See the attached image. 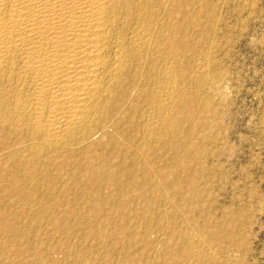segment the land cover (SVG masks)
I'll return each instance as SVG.
<instances>
[{
	"label": "bare ground",
	"instance_id": "bare-ground-1",
	"mask_svg": "<svg viewBox=\"0 0 264 264\" xmlns=\"http://www.w3.org/2000/svg\"><path fill=\"white\" fill-rule=\"evenodd\" d=\"M213 1L215 0H0V191L3 192L0 201L2 204H6L8 200L23 198L24 193L21 189L25 190L26 186L21 188L22 185H30L34 188L42 185L49 193H53L51 190L59 187H61L60 190L66 191L70 188L80 189L76 192L79 191V195L85 196L83 199H86L85 204L88 202L92 215L86 216L82 210L77 211L71 207L66 212L63 211L65 208L62 209V213L64 218L73 216L78 223L77 226L81 228L89 227L94 221L93 218L100 214L102 206L112 203L115 205V201L130 202L132 213L135 212L134 217L141 218L147 226L154 218L152 202L156 200L164 203L163 207L155 206L156 209L159 208V216L164 217L163 222L168 213L182 215L183 211L173 204L170 193L181 197V201L182 196L185 197L189 201L188 204L198 193L197 188L194 187L193 171L190 170L191 175L188 174L192 177L185 175V179L182 178L181 173H187L186 170L193 161L200 160L199 153L198 159L192 156L197 154L195 153L197 149H201V145L196 148L188 139L190 144L184 141L185 132L190 133L193 129L205 127L207 116L202 119L201 114L210 108V97L214 98L215 95L219 99L223 97L221 83L219 84L221 81H218L220 73L219 71H217L219 74L216 73L219 68L214 67L218 62L216 63L215 60L214 63V60L209 58L213 62L212 65L206 61L215 46H210L211 42L213 44V41L209 40L210 33L215 35L220 26V19L213 12ZM216 1L221 5V3L227 4L228 0ZM235 13L239 14V10ZM227 30L230 31V29ZM202 43L205 47L198 48ZM218 47L220 46L217 45L216 48ZM212 55L214 58V54ZM191 57H194V60L191 59L192 62H189L188 58ZM203 93L206 94V98ZM209 99L210 102H208ZM200 152L202 154V151ZM195 167L196 164L193 169ZM197 169H199L198 166ZM195 174L201 175V172ZM251 176L245 175L248 181L252 180ZM56 183L59 184L58 187H55ZM262 184H264L263 177L259 178V187ZM183 186L189 188H186L188 193L181 192ZM124 188H127V192ZM18 189L21 193H18ZM60 190L56 192L59 193ZM105 190L110 191L106 193ZM247 190H249L248 187ZM166 191L170 193L166 194ZM25 192V195L29 194ZM249 192H253L251 188ZM48 196L50 197L51 194ZM74 196H76L75 193ZM248 196L252 199L254 194L251 193ZM82 197L80 196L81 200ZM24 199L26 200L27 196ZM84 200H82L83 203ZM14 201L16 204L17 200ZM252 203L253 201L250 200L247 204V209L251 213L254 209ZM15 204L10 205L14 207ZM44 204V213H51V210L48 211L46 207L47 203L44 202ZM8 205L6 208L9 207ZM34 206L31 207L34 208ZM10 207L6 209L7 212L11 210ZM180 207L183 208V205ZM14 209L19 212V209ZM126 212L122 213L126 215L131 213V210ZM147 214L152 217H148ZM206 215L203 216L202 225H200L202 233L199 231L200 233L196 232V235L193 230L195 235L192 234L196 238L190 235V230L187 231L189 233L182 232V235L178 232L179 236L172 233L177 237L175 240L170 239L171 234L166 235L169 241L166 240L167 243L165 242V247L163 246L164 254H162L163 256L169 254V258L163 260V257L162 260L160 259L163 262L160 261L158 264H262L264 262V242L263 248L258 250L259 239L264 229L258 228L255 231L257 220L264 219V207H261L256 217L252 215L245 219L250 215L248 213L245 218L243 217L244 222L240 218L242 214L240 217L235 215L234 220L237 221V217L240 218L237 224L242 219L240 227L238 225L239 228H236V225H232L233 229L228 228L232 230L231 233H215L214 240L211 241L209 238L212 234L206 233L208 229L206 220L209 221L205 218ZM14 217L20 216L14 215ZM99 218V231L108 233L109 219L104 213L103 216L100 214ZM131 218L129 217L130 221ZM176 219H179L178 216ZM232 219L229 223L233 222ZM5 220L4 213L0 209V236L6 235L8 241H11L9 237H13H11L12 244L8 243L10 247L5 243L3 251L0 252V260L8 258L10 259L8 264H21L19 252L25 247L20 248L21 245H19L16 228L18 224L14 225L17 220L15 218L13 225ZM155 220L154 223H156ZM138 222L140 221L137 220L133 228L136 225L138 227ZM159 223L160 221L156 223L159 230H169L166 223ZM174 223L176 224L175 221ZM175 224L174 226L177 227ZM187 226L188 224L186 228ZM241 226L245 230H242ZM57 227L53 228L56 230ZM125 227L128 226L124 225ZM62 228L64 232H67L68 227ZM137 229H132V234ZM127 231L131 232L129 229ZM21 232L20 240L22 241L24 237L21 239ZM142 234L144 236L146 233ZM8 235L10 236L7 237ZM135 235L130 236L137 239ZM125 236L128 238L127 235ZM4 237L1 238V245H3ZM162 237H157L158 241L161 242ZM163 239L164 243L165 239ZM107 240L110 242L112 239ZM120 243L127 245L126 240ZM21 244L24 242L22 241ZM180 244L184 245V248L179 246ZM118 246L120 247L121 244ZM114 248L112 250L115 251ZM125 249L128 250V247ZM122 250L124 249L121 248L120 251ZM107 253L109 259L111 252L107 251ZM23 254H26V250ZM119 255L117 256L119 259L124 257ZM44 256L45 258L42 256V259L45 260L46 255ZM62 257L66 260L63 255ZM34 259L38 260L36 257ZM34 259L32 258V261ZM102 261L101 264L105 262V260ZM152 261L150 263H153ZM2 262L4 264V261ZM54 262L53 264L57 262V259ZM32 263L25 261L22 264Z\"/></svg>",
	"mask_w": 264,
	"mask_h": 264
},
{
	"label": "rangeland",
	"instance_id": "rangeland-1",
	"mask_svg": "<svg viewBox=\"0 0 264 264\" xmlns=\"http://www.w3.org/2000/svg\"><path fill=\"white\" fill-rule=\"evenodd\" d=\"M215 3H217V4H215ZM226 3L227 4L221 3V5H220V2H217L216 0L213 1V12L216 15H218L217 17L220 19V23H219L220 26L218 29L219 31L217 30L218 32H215V35L217 37L214 34L212 35L210 33L211 36H209V38H210L209 40L213 41V44L211 42L210 46H212V47L214 45L215 46L213 47V50H212L213 52H211L209 57L206 59L208 64L212 63V65H213V62L215 63V60H216V63L218 62L216 65H214V67L219 68V70L218 69L216 70V73H217V71H219V73H220V74L217 73L220 75V78L218 81H221V82H219V84L221 83V90L223 92L224 98L222 97L221 99H219L216 97V95L213 96L214 98H212V96H211L210 97L211 104H209L210 108L205 110L204 112H202L203 115L201 114V116L203 117L202 119L206 118V116H207L208 119L207 118L205 119V121H207V125L205 127H199L197 129H193V131L190 132L191 134L189 132H185V139L186 140L184 139V141L187 144L188 143L190 144V142H191V144H193V146H196V148L199 147L198 145H201L200 146L201 149H199V150L202 151V154L198 149H197V152H195V153H197L196 155H194V151H193L194 156H192V157L193 158L197 157V159H198V155L200 154V160L199 159L197 160L198 163L196 161H193V163L191 164L192 166L190 165L189 169L186 170L187 173L182 172L181 176H182V178L185 179L186 178L185 175L186 176L188 174L191 175V171H193L192 175L194 177V187H195V189L197 188L196 190H198V193L196 191L197 194L194 196V198L192 200H190V204H188L189 201L186 200L185 197L182 196V201H181L180 200L181 197L179 198L178 196L171 194L169 192L170 190L165 192L166 194H168V192L170 193L173 204L177 205L180 208V210L183 211V214L180 215L182 217H180L179 215H174V214L170 215L171 213H168L165 216V219L163 222L164 217L162 216L163 218H161L159 216L158 209L160 208V206L163 207L164 203L162 201L156 200L155 202L154 201L152 202V205H153L152 206V210H153L152 214L154 215V218H152L153 220L150 222V225L147 226L141 218L134 217L135 212L132 213L133 209H132L130 202L123 201L122 203H120L119 201H115V202L113 201L114 203H116L115 205H112L113 204L112 203V204H110L111 206L110 205L102 206L100 214L103 216V213H104V215H106V218L109 219V229H108V233H101L99 231V224H100L99 219L101 220V218H99L100 214L97 215L96 218H93L94 221L89 227H83L82 226V228L77 226L78 223H76L77 221H75L73 216H69L68 218H64V216H63L64 214L62 212L63 211L66 212L70 207L75 208L77 211L82 210L84 215H86V216L92 215L88 202H87V204H85L86 199L85 200L83 199L85 196L82 197V195H79L80 189L70 188L66 191L63 189L60 190L61 187H59V188H55V189L51 190V191H53V193H51V192L49 193L48 190H45L44 186H42V185H40L41 188L39 187V185L35 186V188H34V186L30 187V185L29 186L22 185L21 188H23V186H26L25 190H24V188L21 189V190H23L22 192L24 193L23 198L8 200V202L6 204L5 203L2 204V202L0 201V207H2V208L4 207L3 209L2 208H0V209L4 213V216L6 218L5 221L8 224L13 225V223L15 222V218H16L17 221L14 223V225L17 226V224H18V226L16 227L17 231L18 232L23 231V232H21V235H22L21 239H22V237H24L22 240L24 242V244H21L22 241L20 240V232L19 233L17 232V236L19 237L18 241H20L19 245H21V246L23 245L22 247L20 246V248L25 247V248H23V251L19 252V258L21 259L22 263H25V261H26L27 263L35 262L37 264H47L49 261L50 264H53V262L54 261L56 262V259H57V262L56 263L54 262L55 264H59V263L62 264L61 262H65L66 260H67L65 262L66 264H89L91 262L93 263V260H94L93 264H101L102 260L103 261L105 260V262L102 261L103 262L102 264H116V263L117 264H123L124 262H125L124 264H130V263L135 264L136 262H137L136 264H158V262L160 263V261L163 259V257H164L163 260H168V258H169V256H168L169 254H166L165 255L166 257L163 256L165 244L167 243V241H169V237H167V236L169 234H171L170 239L175 240L177 238L176 235H178V232L180 235H182V232L183 233H189L187 231L190 230L191 236L193 235L192 233H194V232L195 233L196 232L202 233V231L200 230V227H201L200 225H202V218L206 214L207 215L205 216V218L209 219V221L206 220V222H207L206 228H208V229L210 228L209 230L206 229V233L209 234V232H210V234L213 235L212 236L209 234L210 235V238H209L210 241L214 240L213 238H214L215 233H225V234L231 233L230 231H232V230H230V229L232 227H234L232 225H236L235 227L239 228L240 225L242 224V219L244 222L245 219H247L248 217H250L252 215L255 217L257 216L256 214H258L261 207H264V195H263L264 194V184H262V186L259 187V178H261V177L264 178V119L262 120V116L264 117V0H235L234 2H233V0L232 1L228 0ZM235 8L237 9V11L239 10V14L235 13V12H237V11H235L236 10ZM220 10H222V11L219 12ZM220 13H221V15H219ZM237 15H238V17H237ZM239 15H240V17H239ZM223 20H225L226 22ZM221 24H222V26H221ZM227 29H230V31L232 30V32L228 31ZM219 34H220V36H219ZM215 38H217V39H215ZM214 39H215V41L217 40L219 42L218 43H217V41L215 42ZM209 40H208V42L210 43ZM203 45L204 44L202 43L201 47H198V48L202 49ZM205 45H206V43H205ZM207 45H209V44H207ZM217 45L220 46L218 48H221V49L216 48ZM215 50H217L216 54H215ZM212 54H214V58H213ZM209 58H211V60L212 61L214 60V61L212 62ZM188 59L187 60L189 62H192V60H194V57H191ZM198 59H199V57H198ZM220 70H222V71H220ZM206 90L209 91V89H206ZM203 92H205V90ZM205 95L206 94L203 93L204 97H205ZM210 99L208 102H210ZM222 100H223V102H222ZM213 102H215V103H213ZM217 104L219 107L217 106ZM261 120L263 121V124L261 123ZM206 134H207V137H206ZM186 135L188 138L186 137ZM204 138H205V140H204ZM195 164H196V167L194 168L195 169L194 170L193 166ZM197 166L199 167V169H197ZM198 171L201 172V175L197 174L198 175L197 176L195 174L196 175L195 176L194 173H196V172L199 173ZM258 171H259V173H258ZM190 175H188V176H190ZM245 175H247V177L249 175L250 176L252 175L251 176L252 180L248 181L247 180L248 178L245 177ZM204 176H205V178H204ZM243 176H244V178H243ZM190 177H192V176H190ZM232 181H234V182L236 181V182L233 183ZM242 181H244V182H242ZM252 183H253V185H252ZM243 184H244V186H243ZM58 185L56 183L55 187H58ZM230 185H231V187H230ZM234 187H236V188L234 189ZM247 187L249 190H247ZM262 187H263V189H262ZM186 188L189 189L188 187H185V186H183V188H181V192L183 194L188 193V190ZM240 188H242V189H240ZM250 188L252 189L253 192H249ZM19 189L17 191H18V193H21V190H19ZM77 189L79 190L78 192H76ZM229 189H231V191ZM232 189H233V191H232ZM58 190H60L59 193H57ZM124 190L127 192V188H124ZM255 190H257V191H255ZM25 191H27V193L29 192L28 195L29 196L31 195L32 198L29 197L28 195H25V193H26ZM109 191L110 190H108V191L105 190L106 193H108ZM0 192H1V195H0V198H1V196L3 195L2 194L3 192H2V190ZM47 192H48V194H47ZM54 192L56 195L54 194ZM235 192H237V193L235 194ZM254 192L256 193V196H255ZM74 193L76 194V196H74ZM251 193L254 194L252 199L250 198V196H248V195H251ZM50 194L52 197L48 196ZM124 194H126V193L124 192ZM43 195L45 197L47 195L48 197L45 198ZM72 195H73V197H72ZM261 195L263 196L262 199H261ZM25 196H27V199H26L27 202L24 199ZM80 196L82 197V200H84V203L82 202ZM38 197L40 198V200ZM54 197H56V198L54 199ZM30 198H31L30 201L32 202V204L35 205L34 208L31 207L33 205L29 201ZM48 198H50V199H48ZM200 198H201V200H200ZM245 198H246V200H245ZM22 199H23V201H22ZM66 199H68V200H66ZM74 199H75V201H74ZM13 200H17L16 204H15V201L13 202ZM44 200H46V201H44ZM77 200H78V202H77ZM177 200H178V202L176 203ZM250 200H252L253 201L252 204H254V209L252 210V213L254 211L253 214L251 212H249V210L247 209V204ZM254 200H255L256 204H255ZM256 200L257 201L259 200V201L257 202ZM9 201H10V203H9ZM21 201H22V203H18ZM43 201L45 203H47L46 207H48V211L51 210V213L50 212L47 213L48 215L45 214L43 211V209L45 207V204ZM42 202H43V205H42ZM201 202H202V204H201ZM13 203L15 204L14 207L11 206V205H13ZM179 203L181 204L180 206L183 205V208L179 206ZM1 204H2V206H1ZM37 204H39V205H37ZM4 205H6V206H4ZM7 205L9 207L11 206L10 207L11 210L9 209L8 212L6 211V209L9 208V207L6 208ZM29 205H30V207H29ZM39 206H41L42 209ZM61 206H62V208H61ZM112 206H114L116 208H114ZM121 206H122V208H121ZM155 206L159 207V208L156 209ZM222 206L224 207V209ZM36 207H38V208H36ZM49 207H50V209H49ZM14 208L19 209L18 210L19 212H17L16 209H14ZM64 208L65 209L67 208V209L65 210ZM106 208H107V210H106ZM234 208L237 210H235ZM32 209H33V211H32ZM55 209H57V211ZM60 209H61V212H60ZM62 209H64V210L62 211ZM104 209H105V212H104ZM241 209H242V211H241ZM256 209H258V210H256ZM13 210L16 212H14ZM27 210L30 212L27 213L28 212ZM113 210H115V211H113ZM129 210H131V213L129 212ZM12 211H13V214H11V215L13 216L14 219L12 218V216H10V213H12ZM20 211H21V213H20ZM86 211H87L88 215L86 214ZM123 211H124V213L126 211H128L130 213V216L128 215L129 214L128 212H126V213H128L126 215L124 213H122ZM199 211H201V212H199ZM219 211H220V214H219ZM211 212H213V214ZM14 213H16V214H14ZM49 213H50V215H49ZM120 213H121V215H120ZM229 213H231L232 215H230ZM244 213H247V214H244ZM248 213L250 215H248ZM157 214H158V216H157ZM241 214H242V217H240ZM6 215H8V217ZM14 215L15 216L19 215L20 217H14ZM26 215H28V217ZM53 215H57L58 217L55 218L56 216H53ZM147 215H148V217H152L149 214H147ZM218 215H220V216H218ZM224 215H226V216H224ZM235 215L242 218L240 220L241 224H240V222H238L239 224H237V221H239L240 218L237 217L238 220L237 221L234 220L236 218ZM23 216H25V217H23ZM50 216H51V218H50ZM125 216L128 217V219ZM175 216H176V218L178 216L179 219H176ZM210 216H211V218H210ZM228 216H230L229 217L230 219H232V216H233V219H232L233 222L232 223H229L230 219L228 220ZM129 217L130 218L133 217V219L131 218V221H130ZM155 217L157 219L159 217L161 220L156 219L157 220L156 221ZM243 217L244 218L246 217V218L244 219ZM118 218H120V219H118ZM173 218H174V220L172 221ZM10 220H11V222H10ZM53 220H56V221H53ZM137 220L140 221V222H138V227H137V225L135 227L136 229L137 228L138 229H137V231H134V234H132V229L133 230L135 229L133 227H134L135 223H137ZM154 220L156 223L160 221L159 224L166 223V226H168L169 230H167V228H166L167 231H164L165 229H163V231L161 229L159 230L157 228V224L154 223ZM165 220H167V221H165ZM22 221H23V223H22ZM44 221H46V222H44ZM64 221L66 223L63 224ZM115 221H116V223H115ZM126 221H127V223H126ZM174 221L176 222L177 227L174 226V224H175ZM59 222H60V224H59ZM70 222H72V223H70ZM217 222H218V224H217ZM263 222H264V219L257 220V225L255 228V231L258 228H262V230L264 229V223ZM49 223H51L52 226H48V225H51ZM112 223H114V225ZM185 223L188 224L187 228H186ZM70 224H72L73 226ZM97 224H98V226H97ZM155 224H156V226H155ZM159 224H158V227H159ZM58 225H60V226H58ZM124 225L128 226V227H125L126 228L125 229ZM219 225H222V226H219ZM223 225H224V227H223ZM238 225H239V227H237ZM64 226L68 227L67 232H64V230H62L63 229L62 227H64ZM19 227H21V228L19 229ZM53 227L54 228L57 227L58 230L56 229L57 230L56 231ZM74 227H76V228H74ZM148 227H149V229H146ZM171 227L172 228L174 227V228L172 229ZM180 227H181V229H180ZM228 228H230V229L228 230ZM241 228H242V230H245V229H243V226H241ZM127 229H129V231L131 230V232H128ZM185 229H187V230H185ZM26 230H27V232H26ZM33 230H34V232H33ZM37 230H38V232H37ZM52 230L54 233L52 232ZM109 230H110V233H109ZM150 230H152V231H150ZM193 230H194V232H193ZM223 230H224V232H223ZM55 231H56V233H55ZM47 232H48V234H46ZM113 233H115L116 235H114ZM129 233H131V234H129ZM138 233L139 234L146 233L148 236L146 234L144 236H143V234L139 235ZM159 233H160V235H159ZM162 233H163V237H162ZM172 233H174V234L176 233V235H174ZM195 233H194V235H195ZM197 233H196V235H197ZM262 233H263L262 234L263 236L262 235L260 236V239H259L260 246H259L258 250L259 249L261 250L263 248L264 231H262ZM60 234L63 236H61ZM33 235H34V237H32ZM119 235H121V236H119ZM125 235H127L128 238H126ZM130 235L131 236L133 235L132 237H134V235H135V237H137V239L134 238L135 239L134 240L133 238H131ZM194 235H193V238H196V237H194ZM4 236L3 235L0 236V241H2L3 237L5 238L3 241V245H1L2 243L0 242V248L2 249V250L0 249L1 250L0 252L3 251L5 243L7 244L8 247H10L9 245L12 244L11 241H12L13 237L11 236L12 237L11 238V237H9L10 235H8L7 237H9V240H11V241H8L6 238V235H4ZM58 236H59L60 240L58 239ZM60 236H61L63 242L61 241ZM108 236H110V237L108 238ZM159 236L162 237V239L163 238L165 239L167 237L165 240L163 239L164 243L162 242V239H160L161 242L158 241L159 238L157 239V237H159ZM121 237H123V239H121ZM106 238L112 239V240H110L111 243ZM120 239H121V241H119ZM144 239L147 240L146 243H143V242H145ZM5 240H7L8 242ZM24 240H26L27 242ZM125 240H126L127 245H124L125 243L124 244L120 243L122 241L125 242ZM133 240L135 241V243ZM79 241H80V243H79ZM113 241H114V243H113ZM117 241H119V242H117ZM61 242H62V244H61ZM105 242H107V243L105 244ZM115 242H117V244H115ZM156 242H157V246H155ZM8 243H9V245H8ZM39 243H41V244H39ZM133 243H134V245H132ZM110 244H111V246L113 245V247H111ZM119 244H121L120 247L122 249H124V250H122L123 252L120 251L121 248L118 246ZM147 244H149V245L147 246ZM47 245H49V246L46 249ZM79 245H81V246H79ZM123 246H125V248L128 247L129 251L127 249L123 248ZM143 246L145 247L144 249H143ZM179 246H183V248H184V245H182V244H180ZM37 247H39V248H37ZM158 247H159V250H158ZM34 248H35V250H34ZM113 248L115 249V251L112 250ZM24 249L26 250V254H23V253H25ZM43 249H44V251H43ZM117 249H120V250L118 251ZM140 249H141V252H140ZM31 250H33V251H31ZM47 250H48V252H45ZM55 250L57 253L55 252ZM74 250H75V252L73 253ZM94 250H95V252H94ZM149 250H151V251H149ZM62 251L64 253H62ZM107 251L111 252V255L109 257L110 260L108 259V253L109 252L107 253ZM51 252H52V254H51ZM54 252L56 253V255ZM103 252L105 254L107 253V255H104ZM119 252H121V253H119ZM155 252H156V254H155ZM157 252H158V254H157ZM29 253H30V256L28 255ZM40 253H41V256H40ZM53 253H54V255H53ZM116 253L118 255L120 254L119 256H124V257H120L121 259H119V257H117L118 255ZM137 253L140 254V257H138L139 254H137ZM32 254H35V255H32ZM36 254H38V255L36 256ZM43 254L46 255L45 260L42 259L43 257L45 258V256ZM131 254H133V255L131 256ZM147 254H148V256H147ZM59 255H60V258H59ZM62 255L65 257L66 260L62 259L63 258ZM115 255H117V256H115ZM102 256L106 259L102 258ZM24 257L26 259H24ZM28 257H30V258H28ZM34 257H36V259H38V260H35ZM32 258L35 261L34 260L32 261ZM49 258H52L53 260L49 259ZM80 258H83V259H80ZM150 259L153 260L152 261L153 263H150L151 262ZM1 260H0L1 264H3L2 261H4V264H6L8 261H10V259L8 260V258H4L2 261ZM58 260H59V263H58ZM73 260H74V262H73ZM120 260H121V262H120ZM129 260H130V263H129ZM135 260H138V261H135ZM40 261H42V262H40ZM161 262H163V261H161ZM35 263H32V264H35ZM65 263H63V264H65ZM262 264H264V262H262Z\"/></svg>",
	"mask_w": 264,
	"mask_h": 264
}]
</instances>
